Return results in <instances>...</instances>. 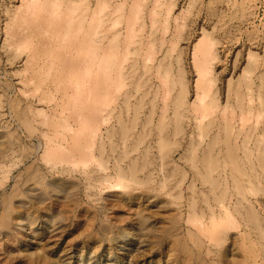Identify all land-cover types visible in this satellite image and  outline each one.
<instances>
[{"label":"rangeland","instance_id":"374dc122","mask_svg":"<svg viewBox=\"0 0 264 264\" xmlns=\"http://www.w3.org/2000/svg\"><path fill=\"white\" fill-rule=\"evenodd\" d=\"M108 1L110 6L103 12L104 19L108 26L117 21L114 30L118 31L116 35L122 44L127 31L126 23L120 18V13L114 12L113 8L116 3L124 0ZM75 2L80 3V0ZM128 2L130 3L125 9H129L134 2L140 5V24L135 27L140 33L131 43L130 53L126 57L123 56L122 47H117L114 60L115 63H121V70L126 77L127 109L124 110L123 94L115 99L114 110L111 109L113 104L105 108L104 114L110 110V115L104 116L105 120L100 124L97 143L103 144L106 150L110 149L112 141L121 147L118 136L111 135L110 131L118 129L120 122L132 123L128 144H133L138 135H142L144 139L129 157L139 160L141 152L147 148L148 158L152 161L146 172L138 173L134 180L127 178L129 182L125 188L105 186L102 189L98 188V183L94 180L92 184L89 183L76 170L66 175L57 171L48 172L42 167L44 166L42 162L36 161L37 152L43 146L39 147L42 140L39 131H36L40 124L33 121L31 129L23 126L16 117L13 107L15 105L17 109H24L32 104L37 109H44L51 114L55 102L46 103L43 99L45 94L50 95V84L44 83L37 92L30 79L31 71L38 68L36 60L41 69L47 68L49 62L43 56L50 45L47 41L50 40L34 35L33 39L25 44L26 47H19V37L11 34L17 30L14 23H21L28 18L27 24L33 21L39 24L43 17L41 14L39 16L30 13L31 16L25 12L22 14L20 6L23 0H0V135H11L16 148L24 142L18 152L19 154L22 150V155L21 153L18 155L17 152L14 154L8 151L6 145L0 141V264H187L184 261L185 255L178 248L177 251L174 250L172 238L178 236L192 248V242L187 238L188 226L181 221L172 234H164L171 217L179 213L180 208H186L187 198L191 196L187 195L188 189H194L195 198L203 189L200 179L192 175L187 159L181 158L185 143L192 142L197 150L202 151L210 138L223 135L222 139L229 140L231 146L238 150L241 160H245L243 148L251 160L257 159L261 153L264 154V0H128ZM151 8L155 10V14L151 16L155 20L153 25L150 20ZM165 21L168 23L167 31L164 30ZM208 41L212 44L210 52L214 55L208 62L207 79L210 77L214 79L212 87L215 99L210 116L215 123L209 126V137L205 136L200 141L196 128L191 125V116H185L183 123L181 122L183 127L175 136L171 130L173 125L171 119L174 114L170 103L166 113L169 120L166 122L167 125L170 124L168 131L171 138L176 139L164 165L165 161L160 158L156 142L159 129L157 119L156 121L153 119L154 125L147 130H141L143 129L141 121L151 111V100L154 114L161 112L165 107H161L162 96L171 88L172 83L168 88H164L158 76L153 74L148 76L147 72L144 73L142 64L146 60L143 57L146 49L152 45L155 56L153 64H171V68L183 79L185 104H190L199 92L195 87L198 75L193 58L203 50ZM42 42L46 44L43 46ZM35 46L40 49V52L34 54L38 58L29 61V54ZM39 55H42L41 58ZM255 63L258 65L257 69ZM250 66L255 69H250ZM172 77L173 81L179 78L174 75ZM248 82L252 85L250 90L245 89ZM136 83L137 85L142 83L139 91L138 87L135 88ZM178 89L179 87L175 86L169 97L176 95ZM145 90L150 93L141 101V95ZM66 92L71 93V90L66 87ZM250 93L254 96L251 110L247 112L235 107L233 95H244L246 102ZM54 95L60 96V91H54ZM136 110L139 113L136 114ZM121 113L122 118L119 122L117 116ZM242 116H246V120H242L240 118ZM97 119L99 121V118ZM104 158L106 159L107 155H104ZM109 160L111 161L108 165L111 167L114 159L109 157ZM30 164L38 165V170L41 171L39 177L42 178L39 179L38 175L35 178L40 182H31L32 185L27 187L36 191L20 187L18 194L12 196V209L3 212L2 198L11 193L12 186L17 180L25 178L24 173L30 170ZM172 165L180 170V174L167 177L166 168ZM109 171L108 168L105 175H109L107 176L111 180L109 184L113 185L114 181ZM147 176L152 179V185H145V178H149ZM56 180H61L59 182H64V185L56 187ZM164 181L167 183L166 189L161 187ZM172 181L174 183L171 186ZM69 182L75 183L74 190H70L73 187ZM176 184H181L179 189H175ZM169 188L175 189L173 192H180L169 193ZM39 192L43 193L42 198L35 200L33 197ZM255 199L264 202V191L261 190L258 195L252 197V202H255ZM197 201L195 199V203ZM178 204L184 205L178 208ZM254 204L259 206L258 203ZM235 236L234 231L228 232L224 253L217 257L214 253L215 248L212 247L210 250L213 249V254L208 252L205 257L208 261L206 263L238 264L241 256L234 245V240L237 239ZM207 244L205 240V245ZM261 260L263 259H260L259 264H264Z\"/></svg>","mask_w":264,"mask_h":264},{"label":"bare ground","instance_id":"6f19581e","mask_svg":"<svg viewBox=\"0 0 264 264\" xmlns=\"http://www.w3.org/2000/svg\"><path fill=\"white\" fill-rule=\"evenodd\" d=\"M109 3L108 0H80V3H76L75 0H23L20 6L22 14L24 12L25 14L31 13L38 16L41 14L40 16L43 19L39 24L34 23V21L27 24L26 19L28 18H23V22L14 23L17 25V30L11 33L19 37V47L25 46L27 42L33 39L34 35L38 38H48L50 40L47 41V44L50 45L49 47L46 46V54L43 56L49 62L46 66L47 68L41 69L36 60L35 64H37L38 68L35 71H31L33 74L31 73L30 79L37 92L44 83L50 84V95L46 96L45 94L43 99H45L46 103L53 104L55 102V106L51 108V114L44 109H37L32 104H29L24 109H17L15 105L13 107L16 117L23 126L31 129L30 126L33 121H37L40 124V128L36 129V131H39L40 139L42 140L41 142L39 140L40 146H38L40 148L43 146L41 150L37 149L39 152H37L36 161L42 162L44 165L42 167L46 168L48 172L57 171L66 175V173L69 174L76 170L89 183L91 182L92 184L94 180L98 183V188L102 189L105 186L108 188H125L129 182L127 178L134 180L138 173L146 172L152 161L148 158L147 148L141 152L139 160H133L132 157H129L144 138L142 135H138L133 144H128L132 123L120 122L122 113L117 116L120 122L119 128L115 131H110L111 135L116 134L118 136L121 147L112 141L110 149L107 148L109 150H106L103 144L97 143L100 124L105 120L104 116L110 115V110H108L109 113L104 114L105 108L113 104L111 109L113 108L114 110L115 99L120 94H123L124 110L127 109L126 77L123 70H121V63L114 62L116 49L118 46L122 47L123 56L126 57L130 53L131 43L140 33L139 30L135 29L136 25L140 24L139 3H132L129 9H125L130 3L128 0L116 3L113 11L120 13V18L126 23L127 29L124 41L120 44L117 36L118 31L114 30L117 27V21L112 22L108 26L107 21L104 19L103 12L106 8L108 9ZM18 10L19 8L16 9V11ZM150 12V20H152L151 24L153 25L155 20L151 16L155 14L154 8H151ZM26 17L30 16L26 15ZM164 30H168L166 21ZM42 44L44 46L46 42H42ZM211 45V42L208 41L204 45L203 50L195 54L193 58L198 75L195 87L199 92L196 95V99L190 104H185V86L182 77L171 68L170 63L153 64L155 59L153 46L151 45L146 49L143 57L146 62L142 64L144 73L147 72L148 76L152 74L156 75V77L158 76L160 84L164 88H168L172 83L171 88L162 96L161 107H165L161 112L159 114L156 113L157 115L154 114L151 100V111L141 121V128H143L141 130H147V128L154 125L153 119L155 121L157 119L159 129L156 134V142L158 143L160 158L165 161L164 165L173 150L172 144H174V139H176L175 137L171 138L168 131L170 124L167 125L168 123L166 122L169 120L166 117V113L170 103L172 104V114H174L173 118H170L173 121L171 130L175 133V136L183 127H181V124L185 116H191V125L196 128L198 140L200 141L205 136L209 137V126H213L215 123V120L210 116L213 111V99H215L212 87L214 79L212 77L207 79V74L209 73L208 62L209 59L214 57L213 53L210 52ZM38 52H40V49L35 46L29 54V61L37 59L38 57H35L34 54ZM41 56L39 55L40 58ZM149 62L151 65H148ZM250 69L254 70L255 68L251 67ZM143 71L140 72V76L143 75ZM172 75L179 78L173 81L171 79L173 78ZM140 85H137V83L135 85V88L138 87V91L140 90ZM175 86L179 87L178 92L176 95L169 97L171 90ZM66 87L71 90V93L66 92ZM251 88V83H246L245 89L250 90ZM54 91H60V96L56 97ZM22 93H24L23 90ZM149 93V91L146 92L145 90L141 95V101ZM234 97L235 107L247 112L252 109L253 93L248 95V101L246 102L245 96L242 94H235L233 99ZM168 99L171 100L169 101ZM259 104L262 105L261 101H259ZM242 117H240L242 120H246V116ZM72 118L76 120L73 121ZM97 118H99V121ZM34 134L36 135V133ZM110 134L109 136L111 137ZM222 136L216 135L210 138L207 146L202 151L197 150L192 142L185 143V150L181 158L187 159L192 175L197 177L198 180L200 179L203 189L196 198L193 193L194 189H188L187 195L191 196L187 198L186 208L182 207L185 203L182 206L178 204V208L181 206L184 210L180 208L179 213L176 212L177 214L171 217L164 234H172L181 221L185 223L188 226L187 238L190 239L193 247H188L187 243L177 236V238H172L174 250L178 248L185 255L184 261L187 264H207L206 262L208 261H206L205 257L208 252L213 254L212 250L215 248L214 253L217 254V257L221 256L225 250L224 244L227 242V233L234 231L237 236V239L234 240V245L237 253L241 256L238 264H259L260 259H263L261 262L264 261V214L262 213L264 212V202L263 200H257L258 198L255 199V202H252V197L258 195L261 190L264 191V154L261 153L257 159L251 160L243 148L242 152L245 154V160H241L238 150L231 146L229 140L222 139ZM0 141L6 145L8 151H12L14 154L15 152L18 154L19 150L22 149L21 145H24V142L21 144L19 142L20 146L14 147V140L8 134L0 135ZM30 148L32 150V147ZM23 154L26 157L25 153ZM104 155H107L106 159ZM109 157L114 159L111 167L108 165L109 161H111ZM125 160H128V162ZM58 167H62V169H58ZM108 168L114 181L113 185H110L112 183L109 184L111 181L107 178L109 175H105ZM29 169L28 172L24 173L25 178L17 180L12 186L11 193L2 198L3 212L12 209V196L15 197L18 194L20 187L31 191L32 189L27 188L32 185L31 182H40L38 179L35 180L37 175L38 177L39 175L41 176L38 165L33 164ZM166 174L167 177H174L180 174V170L172 165L166 168ZM50 175L49 178L51 177ZM41 178L39 177V179ZM59 181L61 180L55 181L56 187L64 185V182L61 183ZM126 181L127 183H125ZM42 182L44 185L43 180ZM144 183L147 186L149 184L152 185V179L150 177L145 178ZM173 183L172 181L170 185L172 186ZM70 184L73 187L70 190H74L75 183ZM180 185L176 184L175 189H179ZM45 186L47 185L45 184ZM161 187L164 189L167 187V183L164 181ZM169 189V193L175 190ZM32 191L36 190L33 189ZM179 192H173V194ZM42 195L43 193L39 192L33 198L40 200ZM178 196L180 197V195ZM195 199L198 200L197 203H195ZM254 203H258L259 206ZM205 240L208 242V247L205 245ZM212 247L213 249L210 250ZM225 262L228 263V261Z\"/></svg>","mask_w":264,"mask_h":264}]
</instances>
